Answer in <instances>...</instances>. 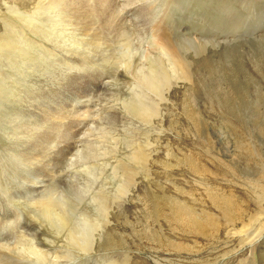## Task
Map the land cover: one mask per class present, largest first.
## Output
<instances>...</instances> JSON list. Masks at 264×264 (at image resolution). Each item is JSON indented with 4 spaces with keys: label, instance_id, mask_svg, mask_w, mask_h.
Instances as JSON below:
<instances>
[{
    "label": "rangeland",
    "instance_id": "374dc122",
    "mask_svg": "<svg viewBox=\"0 0 264 264\" xmlns=\"http://www.w3.org/2000/svg\"><path fill=\"white\" fill-rule=\"evenodd\" d=\"M48 1L0 0V195L5 204H11L10 192H27L18 205L21 224L39 236L47 253L64 255L68 250L63 234L58 235L55 228L27 208L31 201L26 199L36 200L35 191L29 190L33 184L26 189L17 184L20 179L15 172H29L17 168L20 165L15 156L20 158L17 153L24 151V143L9 117L27 119L32 99H41V104L49 91L62 109L64 104L59 99H68L77 87L84 91L81 79L91 85L89 79L94 74L110 72L111 79L106 73L99 76L106 82L105 90L92 101L90 110L95 114L101 108L107 111L116 106L121 121L112 129L108 120L101 124L97 119L94 125L103 128L87 135L96 142L91 147L99 146L100 155L106 156L104 174L96 172L98 177L91 187L95 193L103 191L109 197V216L106 222L96 221L90 200L81 202L75 214L81 212L89 224L102 227L95 233L94 251L75 254V264H264V0H174L172 5L167 0H130L136 7L144 3L149 23L180 27L173 37L186 32L195 40L192 46H184L189 50L185 55L192 72L186 67L176 68L182 72L174 73L165 62L172 87L162 97L141 87L132 75L135 67L144 69L142 75L149 73L141 59L142 51L152 55L149 44L135 43L141 46L137 48L130 45L129 60L118 66L122 56L118 43L126 42L124 38L104 46L111 53L104 60L105 67L97 56L94 58V47L87 44L93 30L97 31L103 22L97 14L109 0H92L90 4L83 0L84 16L80 15L81 8L71 15L62 9L72 22L94 17L84 30L80 25L78 29L52 27L56 14L41 9ZM119 10L118 17L121 15L131 25L134 16L144 22L131 10L124 12L121 5ZM146 26L145 32H150ZM204 40L208 45L202 52ZM195 47L196 52L192 49ZM87 53V58L81 59ZM67 62L76 64V70L67 67ZM80 66L86 68L80 70ZM97 67L100 72L95 71ZM138 95L145 101L150 97L153 102L157 113L150 124L121 113L122 104L126 100L134 102L129 97L140 100ZM82 99L86 102L87 98ZM124 132L129 136L125 141ZM44 135L36 139L44 140ZM65 138L69 139L68 134ZM119 139L122 141L116 143ZM148 140L152 145L146 149ZM132 143L136 148L128 147ZM61 146L55 144L52 149L60 155ZM136 149L143 153L144 160L130 164ZM96 162L88 161L84 167L93 172ZM122 163L129 168L124 167L126 173ZM116 165L120 166L118 170L114 169ZM80 169L79 183L87 178ZM121 185L127 186L124 192L119 191ZM57 186L59 191L63 189V185ZM69 197L62 211L71 212L77 207L71 206ZM5 211L0 220L8 223L7 229L0 228L8 235L16 222ZM85 234L90 231L79 238ZM14 235L20 236L14 232L11 238ZM79 248L75 245L72 251Z\"/></svg>",
    "mask_w": 264,
    "mask_h": 264
},
{
    "label": "bare ground",
    "instance_id": "6f19581e",
    "mask_svg": "<svg viewBox=\"0 0 264 264\" xmlns=\"http://www.w3.org/2000/svg\"><path fill=\"white\" fill-rule=\"evenodd\" d=\"M78 1L79 2L76 3V0H49L48 4L41 9H47L48 11H51L50 15L51 13L54 15L56 14L54 16L57 19L56 24L53 23L52 25L50 23L52 27H58V25H61L71 28H73L74 26L75 29H78V25H80L84 30V28L89 25L88 22H91L93 19H95L94 17L91 18L88 16L86 19H83V22H79L77 20L75 22H72L68 20V18L66 17L67 15H65L62 11V9L67 10L68 14L71 15L73 10L81 8L83 9V11L80 15L84 16L86 14V6L84 1L90 4L92 0H82L83 2H80V0ZM167 3L172 5L174 3V0H167ZM120 5L121 7H123L124 12H126L128 9L133 11L134 14L137 13L138 15H140L145 23H141V20L134 16L131 19V25L129 24V21H126L121 15L120 17H118L117 13H119L120 11ZM142 6L136 7L130 0H109L108 6L104 5L101 11L97 14L101 19H103V22L101 23L100 27L96 29L97 31L93 30L92 35L90 36V41L87 45L94 47L93 51L91 48L89 49L93 53H95L94 58L97 56L100 59L101 64L105 67L106 63L104 60L111 53L110 49L104 46L108 47V42H111V40L117 43L116 41L118 38H124V40L126 41L124 43H118V47L119 50H121L122 56L120 55L121 57H119L120 59L117 60L116 66H118V64L123 60H129L131 56V52H129L128 50L130 45H135V43H140L141 45L149 44L150 48L152 49V55H148L143 51L141 52V59L145 60V65L146 67H148L149 73H147L146 75H142L144 69H138V67H135L132 71V75L138 80V83L141 87L152 92H156L162 97L164 92L168 90L170 86L169 75L166 70L167 66L165 62L172 67L174 73H181L182 71H179L177 69L185 70L186 67L189 69V72L190 70L192 72L190 65H188L187 63L185 55V53H188L189 50L188 48L184 49V46L185 44H187L188 46H192L195 40L187 36L186 32L180 34V37L175 34V37H173L172 34L175 32L178 33L177 30L180 27L174 29L167 23H165V25H162V27H160L158 23L155 22L149 23L150 16L145 10L144 3ZM52 21L54 20H51V22ZM146 25L150 27V32H145V28L147 29ZM110 30L111 33H107ZM84 34L89 35L91 33ZM176 43L180 44L177 46ZM218 44L220 45L219 42ZM207 45L208 44L204 40L201 45V47L203 48L202 52H205L207 50ZM135 46L136 48L141 47L139 45ZM192 49H194L196 52L197 47ZM147 52L150 51L147 50ZM12 53L15 52L12 51ZM88 55L89 53L85 55L83 54L81 56V59L87 58ZM114 55L115 54L113 53L111 57H113ZM21 57L24 58L25 55ZM111 57H109V59H112ZM115 57H117V55ZM71 58H73L72 55ZM68 60L73 61V59ZM31 61L35 60L31 58ZM75 66L76 64L68 65L67 62V67L76 70ZM87 67L89 70L94 69L92 66ZM82 68V66L79 67L80 70ZM95 71L100 72V69L98 68ZM100 73L94 74L93 78H88L91 85H88V82H85V79H81V82H83L84 91H80V87H77L75 90H73V87H67L68 90H73V92L68 95V99H59V102H62L64 104V107L62 109H59V107H57L56 102H54L55 97L53 98V96H50L51 94L49 91L48 95L43 97V103L41 104L39 103L41 99H32V105L30 107L31 115L30 113H28L27 119H24V117H19V115H16L14 118L9 117V120L12 121L11 123L15 124L14 130L17 132V134L19 133L18 139L20 138L24 143V151L22 150V152L17 153L20 158L16 157L13 154L19 161L20 166H18L17 168H19V170H21L22 172H29L27 174L15 172V174L20 179V183L17 184L21 185L23 189H26L28 188V186L33 184V186L29 190H33L32 192L35 191L34 198L36 200L33 199L34 201H32V199H26L27 201H31L27 208L29 207L34 215L43 218L45 222H48L53 228H55L58 232V235L63 234V237L66 239V243H64V245L68 250L64 255L62 253L59 255H54L47 253L44 249H42L44 244L39 240V236L34 232L27 231L26 226H24L20 222L22 213L20 212L18 205L20 204L19 202L21 200L24 201L27 192L17 190L16 194H13L11 192L9 193V197L13 198L11 204H5L3 195H0V214L6 212L5 210L7 209V211L11 214V217L16 222L13 223L15 229H13L8 235L3 233L0 228V264H75V259H73L75 258V254L79 255L81 252H83L84 254L88 255L92 251H94L96 242L95 233L97 232L99 227H102V225H91L88 223L85 214L79 212V215H77L75 213L77 210H79L81 202L89 199V206L94 208L96 221L103 220V222H106V218L109 216L107 211V202L109 200V197L107 198L103 191H100L101 194L99 192L95 193V190L91 187L93 184H95V181L98 177L96 176L97 173L99 172V176L100 174H104L106 156L100 155V151H98L99 146L96 149H94V147H91L93 146V143L96 142H94L95 140L91 138L88 139L87 135L89 133L93 134L94 132H96V130L98 131L102 129L103 127H100V125L103 124L102 122H105L107 120L109 122V126L114 129L118 125V120H120L117 118L118 113L116 112V106H112L111 108L106 109L107 111H105L104 108L100 107V111H96L95 114V111L90 110L92 101L95 102V98L98 97V95L103 92V90H105L104 83L106 82H103L104 79L102 77L99 78V76L102 75V73L111 75L110 72L101 71ZM112 76L113 75L107 77V79H111ZM171 87L172 85L170 86V89ZM131 90H133V88H131ZM60 93L65 94V92L63 91ZM140 97V95L137 96V98ZM82 98H87L86 102H82ZM129 99H134V102L129 103L126 100L125 103L122 104L123 111H121V113L125 112L128 116L132 115L136 117L141 121L142 124H150L152 120L154 121L153 114H156L157 112L155 111V107L150 97L147 98L146 101L143 98H140V100H136V98L129 97ZM135 103H138V105H136ZM80 104H84V106L81 107ZM95 105L97 107V104ZM81 108H84V110H82ZM78 112L80 114H78ZM103 112H106L105 118L102 117ZM77 114L80 115V117ZM97 119L101 121L100 125H94V123H97L95 122L98 121ZM125 132L124 141L129 137L128 133ZM44 133L45 135L42 137L44 140L36 139L40 138L41 134ZM131 133L132 131L130 132V134ZM66 134H68L69 139L65 138ZM121 141L122 140L116 141V143ZM55 144H57L58 146H61L62 144L60 155H58L52 149ZM151 145L148 140L145 143L144 148H146L147 146L149 148ZM74 146L77 147L76 150H74ZM131 146L136 148L133 143L128 147ZM113 149L116 150L115 147ZM91 151H94V153L91 154ZM112 154H114V152ZM136 154L131 155V160L129 162L130 164H140L144 160L143 153H141L137 149ZM91 160H97L96 164L93 165V172H91L90 170L89 172L86 167H84V165H86V163ZM23 161L26 165H24ZM79 166L81 167V172H85V175L87 176L86 181L80 183L78 182L77 177L79 173ZM124 167L129 169L125 164H123L121 166L123 171L126 170ZM119 168V165H116L114 167V169L116 170H118ZM48 171H50L51 174H48ZM69 171L72 173L71 176H69ZM90 178L91 180H93V182L89 180ZM57 185H63V189L59 191ZM126 187L127 186L121 185L119 187V191L124 192ZM54 195H57V197H55ZM68 196H70L69 199L72 200V207H75L78 204L77 207L74 208L71 212L62 211L63 206L68 205ZM74 196L76 198L75 200H73L72 198ZM113 204H115V202H113ZM9 218L10 217H8L7 220H10ZM7 225L8 223L5 222L2 224L0 220V226L2 228L7 229ZM88 230L90 231V234H85L82 238H79L81 233H85ZM14 232H18L20 236L16 237L14 235L15 238H11V235ZM29 236L31 238H28ZM6 239L7 241H5ZM75 245L81 247L76 252L72 251V248Z\"/></svg>",
    "mask_w": 264,
    "mask_h": 264
}]
</instances>
